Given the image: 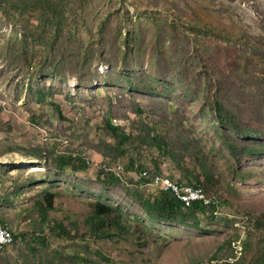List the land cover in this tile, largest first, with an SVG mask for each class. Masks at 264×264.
Segmentation results:
<instances>
[{
	"label": "rangeland",
	"instance_id": "obj_1",
	"mask_svg": "<svg viewBox=\"0 0 264 264\" xmlns=\"http://www.w3.org/2000/svg\"><path fill=\"white\" fill-rule=\"evenodd\" d=\"M54 1L63 26L50 40L35 13L0 5V222L16 235L0 264H264V148L233 156L211 105L227 100L248 136L228 134L264 147V0ZM38 145L45 159L26 152ZM61 156L77 169H59ZM130 160L206 182L217 208L198 227L148 220L134 193L159 189L136 190ZM104 165L122 167L119 183L103 184ZM97 199L121 208L128 234L81 236Z\"/></svg>",
	"mask_w": 264,
	"mask_h": 264
},
{
	"label": "trees",
	"instance_id": "obj_2",
	"mask_svg": "<svg viewBox=\"0 0 264 264\" xmlns=\"http://www.w3.org/2000/svg\"><path fill=\"white\" fill-rule=\"evenodd\" d=\"M0 5L2 9L6 5L8 7L10 5L16 7L21 16L25 11H29L30 13H35L36 20L38 23L33 26L34 30H40L41 34L47 37L48 40L52 39L51 37H55L61 32L62 29V21L60 18L63 15V8L60 3H57L54 0H0ZM4 6V7H3ZM9 23H12L11 18L8 17ZM23 34L26 33L25 28H22ZM204 29H201L203 31ZM217 29H212L211 33H214ZM39 33V32H38ZM40 34V33H39ZM49 34V35H48ZM49 43V42H48ZM221 89H218L220 91ZM46 96V94L38 93L37 99L42 100ZM211 105L212 112L216 123L222 129L221 137L229 149L230 153L233 156H238V154H255L256 152H261L263 150V146L256 143L250 142H242L238 141L235 137L236 134H244L245 137L248 136V132H246L241 125L237 121L236 110L233 109L230 105L227 104V100H223L221 96L215 94L212 96ZM109 125V124H108ZM111 129V133L119 138L121 143L126 141L128 136L126 133L119 127L109 126ZM235 132L233 135L228 133ZM150 140L156 144L158 149L161 152H167L166 146L167 141L164 137H162L158 133H153L150 137ZM19 149V148H18ZM46 148L42 146H36L31 151H26L29 155L34 156L38 159H45ZM174 159H176L179 163L178 156L176 154H172ZM73 158L71 156H61V158H57L55 164L59 169L64 167H71L72 169H77L76 166L72 164ZM86 165L83 163L82 166H78V168H84ZM2 169L3 167L0 166ZM5 169V168H4ZM127 169H131L134 172L136 171L139 174L141 171L145 170V167L142 164H135L134 160L129 161V166ZM150 173V174H155ZM101 181L104 185H113L117 184L121 181L119 176H116L114 173L101 172ZM148 178H142L136 180V190L140 188V183H146ZM179 182V181H177ZM185 184L200 186L203 189L207 187L206 182L200 183L197 178L194 179L193 182ZM205 190V189H204ZM21 189H17L16 193H19ZM13 193V194H16ZM55 192L45 189L43 194L34 200L33 208L40 216L41 222L45 223L48 219V211L54 209V201H55ZM2 196H0L1 198ZM134 197L136 201L141 206L142 210L145 213V216L150 221L157 222H171V223H179V224H189L193 227L199 226V219L196 217L197 213H213L217 208V203H210L207 205H203L201 202L195 201L191 203L189 206L184 205L180 202L172 193L167 191L158 190L152 196H142V194L135 192ZM3 198V197H2ZM91 209L90 213L85 217L84 222L86 226V232L81 234L82 237L85 236L86 233L90 235H96L97 237H110L114 233L123 234L129 233V227L124 221L125 213L121 210V208L117 206H113L111 204H107L104 201L99 199L90 203ZM192 220V222H191ZM2 223V221H1ZM56 228L58 229L59 236H70V232H66V228L63 225V221H58L55 223ZM13 235V234H12ZM16 238V235H13V239ZM5 248V247H4ZM1 250V249H0ZM232 264V263H231Z\"/></svg>",
	"mask_w": 264,
	"mask_h": 264
},
{
	"label": "built area",
	"instance_id": "obj_3",
	"mask_svg": "<svg viewBox=\"0 0 264 264\" xmlns=\"http://www.w3.org/2000/svg\"><path fill=\"white\" fill-rule=\"evenodd\" d=\"M121 170V166L112 168L108 165H104L102 167V172H111L114 173L116 176H120ZM135 176L136 180L140 177L148 178L146 183L140 184V187H142L143 185H150L159 190L170 192L186 206H189L195 201L201 202L203 205L218 202V200L215 199L213 196H209L202 187L177 182L175 180H172L167 175H161L159 173L150 174V172L145 169ZM12 242V232L7 226L0 222V249L12 244Z\"/></svg>",
	"mask_w": 264,
	"mask_h": 264
}]
</instances>
